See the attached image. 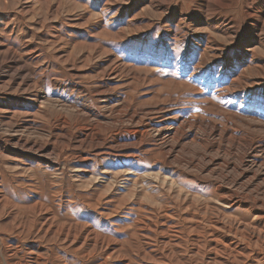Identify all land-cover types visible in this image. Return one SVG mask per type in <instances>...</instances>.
I'll use <instances>...</instances> for the list:
<instances>
[{
  "label": "rangeland",
  "instance_id": "374dc122",
  "mask_svg": "<svg viewBox=\"0 0 264 264\" xmlns=\"http://www.w3.org/2000/svg\"><path fill=\"white\" fill-rule=\"evenodd\" d=\"M263 6L0 0V264H264Z\"/></svg>",
  "mask_w": 264,
  "mask_h": 264
},
{
  "label": "bare ground",
  "instance_id": "6f19581e",
  "mask_svg": "<svg viewBox=\"0 0 264 264\" xmlns=\"http://www.w3.org/2000/svg\"><path fill=\"white\" fill-rule=\"evenodd\" d=\"M216 2V1H215ZM213 3H214V1H213ZM217 3V2H216ZM224 3V2H223ZM226 3V2H225ZM222 4V3H221ZM220 5V4H219ZM226 5V4H225ZM224 5V6H225ZM264 7V6H263ZM260 17V16H259ZM261 20V19H260ZM228 28V27H227ZM262 46V45H261ZM6 56V55H5ZM9 56V55H8ZM18 57V56H17ZM14 57H11V58H9V59H13ZM19 60V59H18ZM19 62H20V60H19ZM2 65V64H1ZM19 70V69H18ZM23 70V69H22ZM21 70V71H22ZM20 71V70H19ZM8 76V75H7ZM9 77V76H8ZM17 77V76H16ZM165 117H166V115H164ZM163 117V116H162ZM156 120V119H155ZM163 121V119L161 120V122H158L153 128H151V130H152V132L154 133L153 134V136H154V138H157V140L159 139H162L163 140V143H164V140L166 141V140H173V139H179V138H183V137H186V136H188L189 134H191V133H193L192 132V130H191V128L189 127L188 129H187V131H183V128H181V126H183V125H181V126H179V127H173V126H170L171 125V123H170V125H168V124H166L165 122H162ZM132 125V124H131ZM190 126V125H189ZM192 126V125H191ZM216 126V125H215ZM151 127V126H150ZM187 127V126H186ZM217 127V126H216ZM216 127H214V126H210L209 128H208V137H210V136H212V135H214L213 133L215 132V131H217V129H216ZM149 128V127H148ZM144 129V128H143ZM219 129V128H218ZM186 130V129H185ZM220 131V130H219ZM134 132H136V131H134ZM134 132H133V134H134ZM142 132H144V131H141L140 130V133L138 132L137 134H139V135H142L143 133ZM151 133V132H150ZM218 133V132H217ZM216 134V133H215ZM221 134V133H220ZM144 135H145V133H144ZM143 135V136H144ZM195 135V134H194ZM194 135H192L193 137H194ZM196 135H197V133H196ZM210 135V136H209ZM134 136V135H133ZM140 137V136H139ZM141 138V137H140ZM139 138V139H140ZM197 138V137H196ZM20 140V139H19ZM22 141V140H21ZM140 141H141V139H140ZM25 142H27V141H25ZM153 142V141H152ZM171 142V141H170ZM174 142V141H173ZM175 142H177V141H175ZM174 142V143H175ZM19 143V142H18ZM161 143H162V141H161ZM162 143V145H167V144H163ZM22 144V143H21ZM20 144V145H21ZM177 144V143H176ZM19 145V144H18ZM23 145V144H22ZM161 145V146H162ZM250 145V144H249ZM251 147V146H250ZM174 149V145L173 144H169V146H167V148H163V151L164 150H166V151H164L166 154H169L172 150ZM248 149V148H247ZM248 150H250V148L248 149ZM254 159V158H253ZM258 161V160H257ZM252 162V161H251ZM253 162H254V160H253ZM256 162V161H255ZM252 165V164H251ZM254 165V164H253ZM253 165H252V167H253ZM257 168V167H256ZM251 169V168H250ZM253 170V169H252ZM257 170V169H256ZM251 171V170H250ZM258 172V171H257ZM257 174V173H256ZM253 177V176H252ZM256 177V176H255ZM256 179V178H255ZM231 197V196H230ZM247 229V228H246ZM249 229V228H248ZM249 231V230H248ZM251 233H252V231H250ZM68 233V232H67ZM249 234V233H248ZM255 239V238H254ZM238 253V252H237Z\"/></svg>",
  "mask_w": 264,
  "mask_h": 264
}]
</instances>
